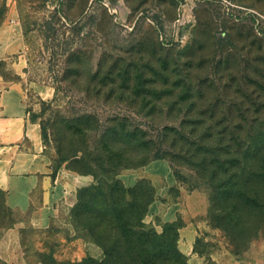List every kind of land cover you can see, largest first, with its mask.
Wrapping results in <instances>:
<instances>
[{"label": "rangeland", "instance_id": "rangeland-1", "mask_svg": "<svg viewBox=\"0 0 264 264\" xmlns=\"http://www.w3.org/2000/svg\"><path fill=\"white\" fill-rule=\"evenodd\" d=\"M11 17L24 78L16 55L1 70L28 89L57 164L59 147L78 174L112 151L120 178L152 184L142 169L162 155L181 209L147 225L194 223L191 264H264V0H0V25ZM22 218H0V264L104 257L72 220L3 238Z\"/></svg>", "mask_w": 264, "mask_h": 264}, {"label": "crops", "instance_id": "crops-1", "mask_svg": "<svg viewBox=\"0 0 264 264\" xmlns=\"http://www.w3.org/2000/svg\"><path fill=\"white\" fill-rule=\"evenodd\" d=\"M24 50L15 17L5 20L0 25V187L6 191L8 205L24 214V218L5 232L3 238L9 236L11 240L24 226L46 230L70 224L78 189L93 181L89 175L67 169L65 164L56 169L54 157L43 142L40 123L30 118L28 89L2 73V63L10 54L16 55L12 64L24 78ZM37 94L42 95V91L37 90ZM139 174H122L121 179L126 186H133ZM141 176L150 178L156 192L148 214L160 215L164 221H176L181 201L171 198L170 190L176 179L169 163L154 159L142 169ZM195 239L194 223L181 226L178 246L189 257V264Z\"/></svg>", "mask_w": 264, "mask_h": 264}, {"label": "trees", "instance_id": "trees-1", "mask_svg": "<svg viewBox=\"0 0 264 264\" xmlns=\"http://www.w3.org/2000/svg\"><path fill=\"white\" fill-rule=\"evenodd\" d=\"M30 118L37 121L32 115ZM40 126L46 145L45 128L42 123ZM58 152V164L54 158L56 169L71 159L61 153V147ZM160 158L163 156L155 157ZM114 159L111 151L82 160L83 168L72 167L94 176L93 183L77 191V201L71 210L72 223L102 248L104 257H88L71 264H188L178 246L180 226L168 223L159 232L145 222L149 206L156 199L154 186L145 179L126 186ZM6 203V191L0 187V218L3 220L13 210Z\"/></svg>", "mask_w": 264, "mask_h": 264}]
</instances>
